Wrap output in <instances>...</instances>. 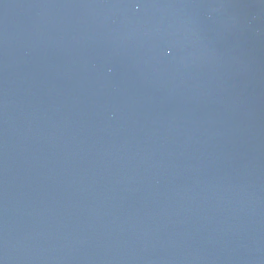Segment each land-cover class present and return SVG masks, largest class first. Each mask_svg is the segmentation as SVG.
I'll return each mask as SVG.
<instances>
[{"label": "water", "instance_id": "obj_1", "mask_svg": "<svg viewBox=\"0 0 264 264\" xmlns=\"http://www.w3.org/2000/svg\"><path fill=\"white\" fill-rule=\"evenodd\" d=\"M0 264H264V0H0Z\"/></svg>", "mask_w": 264, "mask_h": 264}]
</instances>
